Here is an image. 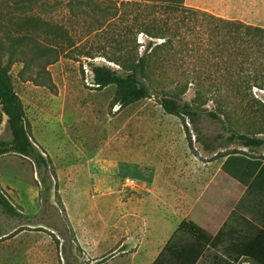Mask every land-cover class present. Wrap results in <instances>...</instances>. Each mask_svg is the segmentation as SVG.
I'll return each mask as SVG.
<instances>
[{
  "label": "rangeland",
  "instance_id": "374dc122",
  "mask_svg": "<svg viewBox=\"0 0 264 264\" xmlns=\"http://www.w3.org/2000/svg\"><path fill=\"white\" fill-rule=\"evenodd\" d=\"M145 3L0 0V58L5 64L13 50L17 62L9 70L12 86L23 105L33 142L50 158L56 173V180L51 179L49 201L41 205L42 186L31 161L15 154L0 156V191L32 221L26 224L7 218L0 210V225L6 231L13 230L0 239V264H99L76 242H68L70 238L76 241V233H81L86 247L95 245L102 233L108 235L111 240L106 253L97 259H121L120 240L125 230L126 237L135 236L138 206L145 205L144 216L151 218L154 207L160 205L169 219L182 205L180 199L172 197L174 190L181 188L174 185L178 180L201 179L210 190L217 185L224 187V180L232 178L227 170L239 176L242 159L264 163V148L227 144L229 132L220 122L206 116L193 122L169 115L155 94L121 108L113 105L115 86L99 90L93 84L92 66L122 72L105 57L120 48L118 41L123 42V29L128 24L142 22L136 16ZM97 25L105 29L97 30ZM55 27L68 31L80 50L61 54L51 34ZM225 31L223 25L202 17L185 22L181 33L190 47L201 46L211 52H204L202 58L157 52L151 64L154 81L165 89L178 90L184 86L182 78L198 72L207 79L202 89H220L218 104L195 99L197 86L191 84L180 99L201 112L223 109L227 117L222 120L229 131L264 138L259 133L264 118L257 113L264 105V91L253 87L251 97L243 103L231 91L236 86H252L253 74L248 72L254 67L264 72V60L254 63L251 56L238 76V64L229 57L232 65L227 61L224 70V60L218 58L223 38L217 32ZM136 41L141 54L151 39L137 34ZM34 42L44 52L34 49ZM242 44L240 40L230 42L225 55ZM257 45L252 43V49ZM79 52L91 53L94 58H84ZM56 57L57 61L45 65L46 60ZM223 76H230L231 81L223 80ZM247 76L249 81H245ZM0 139L10 140L1 111ZM227 154L232 158L225 162L223 155ZM221 163L225 165L220 168ZM126 178L133 179L137 188L126 189ZM157 193L166 196L164 202L152 200ZM63 235L67 242L62 245ZM241 239L239 236L234 242L233 255L243 251ZM240 264L250 262L242 259Z\"/></svg>",
  "mask_w": 264,
  "mask_h": 264
},
{
  "label": "trees",
  "instance_id": "16d2710c",
  "mask_svg": "<svg viewBox=\"0 0 264 264\" xmlns=\"http://www.w3.org/2000/svg\"><path fill=\"white\" fill-rule=\"evenodd\" d=\"M123 1L127 2L129 0ZM144 2L146 3L142 7L141 14L136 16H140L142 22L140 24H135V22L128 24L127 27L123 29L125 34L123 36V42L118 41V46L120 48L112 55L105 57L108 62L119 66L122 72H118L107 66H92L93 84L96 88L101 90L108 86H115L117 92L113 99V105H119L121 108L155 94L159 99L162 109L169 115L186 117L193 122L198 120L201 116H206L216 122H220L223 129L229 132V135L226 137L227 144H238L244 148H264V138L229 131L224 125V119L222 120V118L227 117V113L223 109L219 108L217 111L205 110L201 112L188 102H184L180 99L179 96L185 94L187 85L191 84L197 86V88L194 89L195 99L209 100L216 105L218 104V100L221 99L220 89H202V83L207 79L198 75V72L190 77L182 78L184 86L178 90L172 91L161 87L159 82L155 83L151 71V64L157 52L173 53L182 55V57L193 55L199 58L204 56V52H211L207 49H203L201 46L194 48L190 47L189 43L185 40V36L181 33V26H185V22L190 20L198 21V18L202 17L223 25L226 28L225 32H217L218 35L223 38L220 45L221 49L218 51V58L224 60V70L229 63V57L232 63L237 62L239 68L237 74L239 76L241 74L240 72L244 70V63L249 61L251 56H254V58L251 59V62L254 63H256L255 61L260 62L264 60V28L216 18L213 15L185 6L184 0H144ZM125 19L127 20L128 18ZM102 29H105L103 25H97V30ZM51 34L54 39H57L55 44L59 46L61 54L66 55L73 51L80 50L81 47L77 46L78 43L68 35V31L64 29L61 31L55 27ZM131 34L132 37H128ZM137 34H143L151 39V41L144 46V51L141 54L139 53L140 44L136 41ZM216 35L217 34H215V36ZM239 40L243 44L239 48L235 47L233 53L226 56L225 53L227 52L226 49L229 43H238ZM252 43H258L257 48L254 50L252 49ZM176 44H178L177 47L175 46ZM33 48L37 49L40 53L44 52L35 42ZM56 53L59 56L60 52L56 51ZM78 55L89 59L94 58L91 53L79 52ZM55 61H57V57L52 60H46L45 65H51ZM15 62L17 61L14 60L13 50L10 52L5 64L0 58V111L6 117V128L10 134V140L5 141L0 139V156L15 154L31 161L40 178V184L42 186L40 202L42 205L49 201V195L53 189L51 179L56 180V173L52 169L50 158L33 142L25 119L23 105L12 86L9 70ZM229 64L232 65L231 63ZM248 73L253 74L251 78L253 81L252 86L248 84L243 87L236 86L231 88L234 98L240 103L248 101V97H251L253 87L264 91V72L254 67L253 71ZM243 76L239 77V79ZM222 79L231 81L230 76H223ZM245 81H249L248 76ZM260 106L262 109L257 111V113L260 114V117L264 118V105ZM259 133L264 134L263 127L259 130ZM217 138L221 139L222 137L218 136ZM224 156L227 157L225 162H227L229 158H232L230 154L223 155V157ZM224 165L225 163L223 166ZM241 165V168L238 169L240 172L239 176L228 170L227 173L231 174L233 179L241 181L243 184L251 180V183L264 189V164L261 166V164L255 161L242 159ZM258 169L259 171H257ZM256 171L258 173L253 177ZM54 187L56 189V185ZM61 205L64 211L62 202ZM0 210L7 218L15 219L26 224H32L29 216L20 212L2 191H0ZM263 223L264 218L259 221V224L262 225ZM188 226L194 229L199 235H205L198 229L196 230L192 225ZM68 228L69 226L67 230H69ZM11 231H6L4 227L0 225V239L9 235V233L11 234ZM65 237L66 235L61 236L62 245L67 242ZM68 242L71 245H73V242L75 243L73 238H70ZM205 248L206 244L200 239L188 234L182 228H177L153 264H196ZM109 256L113 257L114 255L110 254ZM71 258L74 262H77L75 257L72 256ZM243 259L248 260L251 264H260L249 257Z\"/></svg>",
  "mask_w": 264,
  "mask_h": 264
},
{
  "label": "crops",
  "instance_id": "0c3cea01",
  "mask_svg": "<svg viewBox=\"0 0 264 264\" xmlns=\"http://www.w3.org/2000/svg\"><path fill=\"white\" fill-rule=\"evenodd\" d=\"M184 3L219 19L264 28V0H184ZM222 166L223 163L220 168ZM203 181L193 183L184 179L174 184L181 188L174 190L172 197L180 199L182 205L169 219L163 215L160 205L154 207L151 218L144 216L148 209L145 205L138 206L135 236L126 237L128 231L125 230L123 240L119 241L121 259H97L106 253L105 248L111 240L104 233L92 247L85 246L81 233H76L75 242L88 251L93 262L99 260V264H153L176 229L182 228L206 244L196 264H240L245 257L264 264V223L259 224L264 218V189L251 180L243 184L229 177L224 180V187L217 185L209 190L208 183L202 184ZM165 197L157 193L152 200L162 203ZM125 205L123 203V208ZM188 225L205 235H199ZM239 236L243 251L233 255V244Z\"/></svg>",
  "mask_w": 264,
  "mask_h": 264
},
{
  "label": "built area",
  "instance_id": "2783aa9c",
  "mask_svg": "<svg viewBox=\"0 0 264 264\" xmlns=\"http://www.w3.org/2000/svg\"><path fill=\"white\" fill-rule=\"evenodd\" d=\"M124 186H125L126 189L137 188V185H136L135 181L133 179H130V178H126L124 180Z\"/></svg>",
  "mask_w": 264,
  "mask_h": 264
}]
</instances>
